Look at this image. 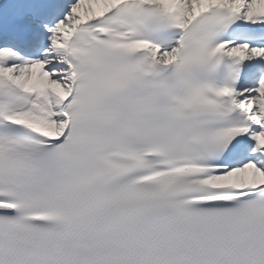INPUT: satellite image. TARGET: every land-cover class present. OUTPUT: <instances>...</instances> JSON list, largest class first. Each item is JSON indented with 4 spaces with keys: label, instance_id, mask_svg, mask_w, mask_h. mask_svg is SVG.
I'll return each mask as SVG.
<instances>
[{
    "label": "snow or ice",
    "instance_id": "6c2138e0",
    "mask_svg": "<svg viewBox=\"0 0 264 264\" xmlns=\"http://www.w3.org/2000/svg\"><path fill=\"white\" fill-rule=\"evenodd\" d=\"M0 264H264V0H0Z\"/></svg>",
    "mask_w": 264,
    "mask_h": 264
}]
</instances>
